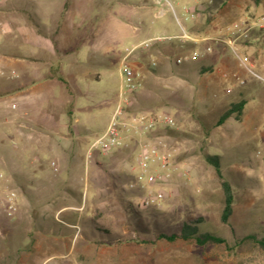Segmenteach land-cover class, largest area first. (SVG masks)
I'll list each match as a JSON object with an SVG mask.
<instances>
[{"label": "rangeland", "instance_id": "rangeland-1", "mask_svg": "<svg viewBox=\"0 0 264 264\" xmlns=\"http://www.w3.org/2000/svg\"><path fill=\"white\" fill-rule=\"evenodd\" d=\"M171 1L178 11L183 6L194 11L195 18L184 25L197 38L221 37L233 22L252 23L264 18V0ZM67 2L65 22L80 24L74 27L78 32H72L70 26L68 34H75L76 38L85 36L87 30L81 27L89 21L92 11L95 12L99 29L94 33L100 40L102 62L107 49L112 62L116 57V64L103 71L100 81L90 85L91 96L78 100L77 104L87 101L93 106L88 113L87 129L83 127L82 118L87 113L78 111L75 114L79 124L71 123L60 135L51 136L52 144L65 146L77 157L73 176H65L71 179L68 187L48 193L58 199H48L43 189L19 191L11 179L4 186L0 185V196L4 189L15 190L18 196L14 219L9 220L0 212V222L4 224L0 229V264H264L263 249L251 242L239 243L247 235L259 238L264 231V84L251 81L228 49L210 42L182 48H172L168 42L152 43L148 48L135 51L127 63L139 76L141 87L137 93L159 85L175 95L176 100L172 97L173 100L168 101L174 107L165 106L158 114L172 117L175 125L168 129L180 135L126 134L125 146L135 148L127 159L116 165L112 163L115 155L120 154L119 150L109 156L96 153L87 160L89 145L102 134L114 109L115 96L121 86L122 58L133 47L154 38L179 36L181 29L171 13L159 16L151 0ZM252 39L250 43L239 42L238 49L257 71L264 72V32L253 34ZM207 44L211 45L212 52L193 58L192 53H203ZM178 59L183 61L176 64ZM222 72L230 77L223 79ZM233 75L244 79L245 85L238 86ZM243 91L250 93L240 97ZM242 98L246 99V105L241 120L231 118L220 127L212 128L224 110ZM207 129L209 135L206 136ZM152 138L166 142L172 153V166L177 170L164 185L149 184L146 179L141 181L143 195L161 191L164 200L160 206L152 207L154 216L130 221L116 205V199H108L107 174L137 175V145ZM75 139L79 141L72 142ZM37 147L36 143L25 145L0 116V157L16 161L24 168L41 166L46 173L57 172L59 160L49 153L39 155ZM206 154L219 157L221 178L206 163ZM95 161L101 166H95ZM66 166L72 167V163ZM0 173L5 178L11 175L7 163L0 165ZM224 181L229 183L233 193L232 215L226 224L220 221L224 200L221 183ZM131 195V192L124 194L121 203L127 206L125 202L131 201L139 206L143 195L141 198ZM79 199L81 207L77 208ZM63 203L70 204L67 210L80 211L78 227L62 222L68 219L67 213L55 214ZM90 213L97 218V223L111 230V235L93 232L90 235L89 229L84 231ZM129 222L131 225H127ZM192 222H196L199 232L214 234L224 239L225 244L202 248L193 241H139L153 240L158 234L179 233L183 224Z\"/></svg>", "mask_w": 264, "mask_h": 264}, {"label": "crops", "instance_id": "crops-1", "mask_svg": "<svg viewBox=\"0 0 264 264\" xmlns=\"http://www.w3.org/2000/svg\"><path fill=\"white\" fill-rule=\"evenodd\" d=\"M67 1L5 0L0 4V116L25 145L36 143L39 155L49 153L59 160L57 172L50 174L41 166L24 168L1 156L0 165L7 163L11 177L0 185L11 179L19 191L43 189L50 200L58 198L48 193L68 187L77 158L72 150L60 144V139V145L52 144L51 136L60 135L71 123L79 124L75 114L78 111L87 113L82 117L83 127L87 125L93 106L87 101L77 104L78 100L91 96L90 85L100 81L103 71L116 64V57L112 62L107 49L102 62L100 40L95 33L86 41L84 36L76 38L75 34H68L70 26L74 32V27L80 24L65 22ZM91 15L89 21L92 20L95 32L99 29L98 20L95 23V12ZM70 162L72 167L66 166ZM60 211L62 205L55 214Z\"/></svg>", "mask_w": 264, "mask_h": 264}, {"label": "built area", "instance_id": "built-area-1", "mask_svg": "<svg viewBox=\"0 0 264 264\" xmlns=\"http://www.w3.org/2000/svg\"><path fill=\"white\" fill-rule=\"evenodd\" d=\"M5 0H0L2 4ZM152 4L157 7L159 16L169 12L173 15L176 23L181 29V35L171 37H157L138 46L133 47L120 62L121 86L117 97V102L110 115L108 124L102 134L97 137L88 147L86 151V159L89 160L92 156L98 153L101 156H109L111 153L125 146L124 137L127 134L148 136L149 134L165 128H172L175 122L172 117L164 114H133L126 119L125 107L128 104V97L134 92H137L141 87L138 74L127 63L135 51L148 48L155 42H171L178 41L180 43H205L210 42L219 47L228 49L231 56L236 61L240 70L251 80L264 84V72H259L255 69L253 63L246 58L238 49L239 42L246 41L251 31L254 29L264 28V18H260L255 22L237 21L227 26L221 37L217 38H197L191 35L185 27V23L192 21L195 18L194 11L186 6H183L179 11L176 5L171 0H151ZM212 52L211 45L207 44L203 53L194 51L193 58H199L203 54ZM183 60L178 59L176 64H180ZM223 79H228L230 76L226 72L221 74ZM15 75L12 76V78ZM238 86L243 87L245 80L233 75ZM230 92V90H228ZM135 162L138 166L139 173L135 175L137 182L141 185V181L146 179L149 184L164 185L170 179L172 173L177 169L172 166V153L168 150L167 144L161 138L147 139L139 142L135 153ZM155 168L156 171L150 170ZM5 177L0 173V183L5 181ZM142 186V185H141ZM164 200V194L161 191L146 192L140 199L139 207L146 209L158 207ZM0 208L9 220L15 218L18 209V198L15 190L4 189L0 196Z\"/></svg>", "mask_w": 264, "mask_h": 264}, {"label": "trees", "instance_id": "trees-1", "mask_svg": "<svg viewBox=\"0 0 264 264\" xmlns=\"http://www.w3.org/2000/svg\"><path fill=\"white\" fill-rule=\"evenodd\" d=\"M95 23L97 22L98 18L97 16H95ZM92 22V20H91ZM90 21L86 22L84 24V28L87 30V34L83 37V39L86 40H91L92 39V35H93V30H92V23ZM264 32V30H253L251 31V34L249 36V38L244 41V43H250L253 42L252 39V35L253 34H262ZM161 42H157V44H160ZM170 44V46L172 48H182L185 45H193V43L187 42V43H180L178 41H171L168 42ZM250 92L248 91H243L240 92L239 96L243 97L244 94H248ZM170 91L159 86V85H154L153 87L147 89V91L143 92V93H137L134 92L132 93L129 97H128V104L125 107V114L126 116H130L132 114H150V115H157L159 112V109L165 107V106H169V107H174L173 104H169L170 100H176L175 99V95H171ZM173 97V99H172ZM169 101V102H168ZM172 102V101H171ZM245 105H246V99L242 98L232 104H230L225 110L224 112L218 117V119L216 120L215 124L213 125L212 128H218L221 125H223L227 120L233 118L236 121H240L243 114H244V110H245ZM205 135H209V129H207L205 131ZM171 135L173 137H176L177 134L174 131H170V129L166 128L164 130H157L153 133L150 134L151 137L154 136H158V135ZM128 145L124 146L120 149H118L117 151H121L120 154L115 155V157L113 158L114 162H112L114 165H116L118 162L125 160L129 157V155H131L133 153V150L135 149L134 147L131 149ZM116 151V152H117ZM205 161L206 163H208L209 165H211L214 168L215 173L217 174L218 177L221 178V170H220V162H219V157L218 156H212L209 154L205 155ZM95 166L99 167L101 166V164H99L98 161H95ZM107 180H108V189H109V193H107L109 195L108 199H110V197L115 198L116 199V205L118 206L119 209H123L122 212L125 214L126 218L129 219L130 221L132 220H138L141 219V217H148V216H154V211L153 209L155 208H146V209H142L138 206V205H134L131 201L125 202V205L121 203L122 199H123V195H127V192H131L133 193L134 197L136 198H141L143 195V190L142 188L139 186V183L137 182L135 176L133 175H129L126 177H122L119 175H114L111 174L110 172L107 174ZM222 190H223V195H224V200H223V207H222V211L220 214V221L222 224H226L229 220V218L232 215V205H233V193L231 190V186L229 185L228 182H222ZM133 191V192H132ZM123 194L120 197L118 196V194ZM133 195H131L133 197ZM68 196V195H67ZM64 197H66L64 195ZM63 197V198H64ZM82 197V196H81ZM121 200H120V199ZM81 199V198H80ZM77 200V208H80L81 204H78V202L80 201ZM105 199V198H104ZM102 201L103 198H102ZM119 201V202H118ZM125 201V200H123ZM70 204H66L63 203V213L68 214V219L66 218V220H62V222L71 225L73 227H78V217L81 214L80 211L78 210H67L68 206ZM125 207H123V206ZM121 207V208H120ZM57 210V209H56ZM1 208H0V212H1ZM66 211V212H65ZM74 211V212H72ZM88 220V222H87ZM85 222V228L84 231H87L89 229L90 231V235H93L92 232L95 235H111V230L105 226L100 225L97 220V218H94L93 216H89V219H87ZM4 224H2L0 222V229L3 228ZM127 225H131L130 222ZM160 240H165L168 242H174L176 240H182V241H193L197 246L205 248L208 245H217V244H225V240L214 235L211 234L209 232H199V230L196 227V222H192V223H185L181 226L179 233H173V234H158L153 240H139L141 243H150L151 242H156V241H160ZM245 242H251L254 243L255 245H257L259 248L264 250V231L261 234V236L259 238H257L254 235H247L245 236L243 239H241L239 241V243L243 244Z\"/></svg>", "mask_w": 264, "mask_h": 264}]
</instances>
